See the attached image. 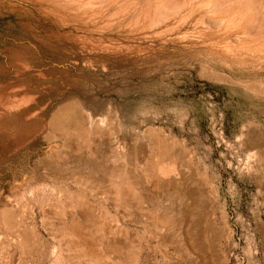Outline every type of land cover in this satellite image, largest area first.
Listing matches in <instances>:
<instances>
[{"label": "rangeland", "instance_id": "rangeland-1", "mask_svg": "<svg viewBox=\"0 0 264 264\" xmlns=\"http://www.w3.org/2000/svg\"><path fill=\"white\" fill-rule=\"evenodd\" d=\"M48 33L0 9V109L17 112L16 139L0 141V192L10 190L7 162L38 170L41 148L61 134L60 179L51 164L32 181L37 221L27 240L0 243V264H264V60L155 47L89 67ZM82 112L100 132L63 128L64 115Z\"/></svg>", "mask_w": 264, "mask_h": 264}, {"label": "bare ground", "instance_id": "bare-ground-1", "mask_svg": "<svg viewBox=\"0 0 264 264\" xmlns=\"http://www.w3.org/2000/svg\"><path fill=\"white\" fill-rule=\"evenodd\" d=\"M0 9H9L20 17H32L47 24L48 35L56 40L63 37L74 48L85 53L87 57L83 62L89 67L97 66L93 60L96 56L129 55L155 47L198 50L216 59L264 60V0H0ZM30 63L23 61L20 66L29 69ZM102 66L108 68L107 63ZM16 114L13 108L0 109V141L16 139L17 129H12ZM60 117L55 118V122L61 125ZM62 121L67 132L80 131L86 126L100 132L91 115L83 112L80 115L68 113ZM49 139L51 146L47 149L42 147V155H37L38 170L26 164L18 168L14 161L6 164L12 178L8 182L10 190L0 192V243L18 238L28 239L31 230L29 223L37 221L36 213L30 211L31 207L28 209V203L36 197L35 189L31 188L32 181H43L47 165L51 164H54V177H60L61 134ZM68 146L75 152L76 146ZM143 152L140 149L141 155ZM81 158V170H85L89 166L87 155ZM19 160L23 163L26 158ZM165 169L162 168L169 174L174 167L171 171ZM2 176L0 171V186L3 184ZM178 180L171 178L166 183L175 184ZM43 185L37 187L38 192ZM190 210L193 212L185 206L186 214H190ZM172 214L174 225H177L174 226L175 231L182 235L187 231L184 230L187 221L181 218L183 212L177 206ZM41 218L42 221L47 218L44 208ZM199 222L196 221L191 230L198 238L203 233Z\"/></svg>", "mask_w": 264, "mask_h": 264}]
</instances>
